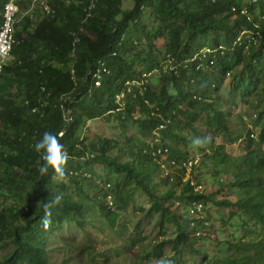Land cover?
Listing matches in <instances>:
<instances>
[{"label":"trees","instance_id":"1","mask_svg":"<svg viewBox=\"0 0 264 264\" xmlns=\"http://www.w3.org/2000/svg\"><path fill=\"white\" fill-rule=\"evenodd\" d=\"M4 1L0 0V11ZM263 2L247 4L255 27L240 13L244 5L242 0H133L128 9H122L121 0H79L77 5H70L71 9L66 13L72 15V30L79 34L74 44V34L68 32L69 24L56 25L59 12L55 8L33 32H27L33 39L42 37L49 52L32 58L31 52H25L31 47V41L28 46L23 42L12 51L17 59L5 63L0 75L3 90L15 86L23 95L18 103L2 90V95L8 98L0 100V192L4 189L14 199L27 198L20 207L16 208L14 204L8 211L0 208V248L12 245L0 264H53L48 262L45 246L51 231L67 220L83 225L84 215L92 207L114 225L118 213L107 204L109 194L103 190L111 183L120 188L130 182L152 199L149 210L157 212L160 223L167 219L175 226L172 240L162 239L146 256H160V250L167 242L171 243L174 252L187 248L201 259H207L206 251L201 248L203 242L198 245L196 240L205 238L199 231L209 226L206 218L199 215L203 203L211 201L229 207L231 224L242 228L243 235L255 239L243 241L239 237L220 241L222 248L212 252L213 257L208 263L264 264V149L254 145L252 131L247 129L244 135L238 133L242 153L237 157L230 156L222 152V145L211 147L205 132L195 125L201 120L214 135L223 131L229 141L235 139L230 138L232 132L227 124L230 111L222 106L221 102L223 99L226 102L227 98L219 93L216 80L220 77H217L216 69L221 75L233 72L229 100L233 101L237 96L244 100L253 94L260 95L261 104L255 117L264 121V12L254 14L255 8ZM90 3L91 8L84 11ZM144 8L149 17L152 13L157 23L153 32L142 23ZM86 11L89 16L82 22ZM81 25L85 30L82 34L77 32ZM243 30L251 32L237 40ZM134 31L143 36L142 46L132 38ZM158 38L163 39L161 60L170 54L177 64L176 72L157 70L149 77L144 91L135 88L134 97L126 95L122 111L108 112L117 106L114 94L127 80L137 79L142 72L159 67L161 60L157 52L149 48ZM203 47L218 49L212 64L206 57L188 60ZM98 59L106 60L110 72L89 94L87 88L92 84L91 73ZM53 61H58L60 66ZM71 64L79 81L68 102L72 121L66 124L58 101L62 94L74 88L69 77ZM84 76L86 82L82 80ZM40 85L44 86L43 91ZM104 114L114 115L123 126L126 124L123 122H132L142 138H137L135 145L129 137L125 146L116 144L119 146L116 155L111 154L116 146L109 139L101 138L87 148L86 135L82 136L83 126L87 120ZM61 130L64 132L58 138L69 161L66 179H59L58 183L53 171L40 174L43 161L33 144L44 131L57 135ZM146 137L150 140H145ZM259 139L264 140V130ZM193 141H199L200 146H195ZM189 147L200 149L201 163L206 165V159H209L215 174L230 172L233 180L220 182L217 190L204 194L189 180L182 182L181 175L173 177L166 173L159 182L168 186L169 181H174L165 192L157 194L159 182L153 180L151 173L159 169L162 160L178 165L176 172L184 173L185 166L181 163L193 159L189 156ZM205 148H211L210 154L202 151ZM89 150L93 156L88 155ZM123 152L128 156L124 161L119 158ZM220 152L222 156L217 161ZM94 163L101 165L98 173L92 167ZM99 173L101 177H97ZM78 179L81 183L88 182L92 188L101 182L100 196L86 193ZM70 183L74 184L79 198L72 197ZM225 183L234 191V200L224 195L218 197L217 193ZM175 186H180L178 194ZM119 191L115 198L125 205L131 196ZM169 197L182 200L183 213L170 210V202L164 204L163 199ZM57 198L59 202L55 203ZM45 205H49L50 216L46 215ZM46 222H49L47 227ZM59 264H66V259Z\"/></svg>","mask_w":264,"mask_h":264},{"label":"rangeland","instance_id":"2","mask_svg":"<svg viewBox=\"0 0 264 264\" xmlns=\"http://www.w3.org/2000/svg\"><path fill=\"white\" fill-rule=\"evenodd\" d=\"M247 2L248 0H242L243 4ZM132 4L133 0H121L122 9H128ZM143 10L144 16L142 18V23H146L149 30H151L150 32H153L157 23L152 13L149 17L145 8ZM262 11L264 12V2L261 6L255 8L254 14L257 15ZM40 14L42 16L43 12L41 11L39 15ZM20 15L21 14H19V16ZM247 32H250V30H244L243 34H247ZM131 36L133 39L137 40V45L142 46L144 40L141 34L134 31ZM149 48L157 52L159 60L162 59L164 53L162 38L154 39L149 45ZM56 66H60V64L58 63ZM215 73L217 77H220L216 80V85L219 86V93L223 95L224 98H227L226 102L224 99L221 102L222 106L224 109L230 111V115L227 116V124L232 132L230 138L235 139H233L232 142L229 141L226 133L223 131L214 135L208 127L204 126L205 124L201 120H198L195 125L199 130L205 132L206 138L210 140L211 147L222 145V152L230 156L237 157L242 153L239 144L241 136L238 133L241 132V134L244 135L247 129H250L253 133L254 145L264 149V140L261 141L259 139L260 132L264 130V121L262 119L257 120L255 117L257 109H259L261 104L260 95L253 94L250 97H244V100H240L237 96L231 101L229 100L230 97H228V91L230 90L232 80L231 74H233V72L231 74L225 73L221 75L216 69ZM154 76L152 77L154 78ZM17 93L18 90L13 92L12 89V94L19 100L18 98H22V96H18ZM13 95L12 97L15 98ZM123 123H126L125 126H123L120 120L115 118L114 115L107 116L104 114L103 116L92 119L83 132V136L86 135L85 143L87 144V148L90 147L89 144L101 138L109 139L114 142L113 144L116 147L111 151L112 155L118 153L119 146L116 144L126 145L127 137H129L131 143L135 145L138 142L137 138H142L137 126L128 121ZM145 140L150 139L146 137ZM183 149L182 147V150ZM187 150L189 151V156L193 159H191L188 167L185 168L184 173L176 172L179 168L178 165L168 164L162 160L159 169L151 173L153 180L159 182V178H163L166 173L172 176L174 175L173 177L181 175L182 182L189 180L194 184L195 189L204 194L212 190H217L220 182L233 180L230 172L215 174L211 169L213 165L209 159H206L208 161L206 165L202 164V152H200V149L195 150L189 147ZM202 151H204L205 154H210L211 148H205ZM222 152L217 156V161L220 160ZM164 157L165 155L162 156V158ZM119 158L124 161L127 160L128 156L123 152ZM81 161L82 159L80 158L79 162ZM192 165L193 167H191ZM92 167L94 171L98 173L101 165L94 163ZM101 176L102 174H97V177ZM78 181L81 183V179H78ZM173 181L174 180H171L169 183L171 184ZM55 182L59 183L58 177L55 179ZM81 184L86 193L90 195L98 194L100 196L102 192H99L102 187L101 182H98V187L95 188H92L88 182H83ZM68 186L69 190L72 191V197L79 198L78 193H75L74 184L70 183ZM168 186L166 183L160 181L156 186V193L161 194L165 192ZM174 189L175 193L178 194L180 186H175ZM117 190H120L119 193L123 195L126 192L130 194L131 199L128 200L125 205H123L121 201L116 200L115 195ZM103 191L109 194L106 196L107 204H111L114 211L118 213L116 223L110 225L96 207H92L85 213L83 225L78 224L74 220H67L61 223L58 229L51 231L45 241L48 262L59 264L66 259V264H161L162 261L170 259L174 261V264H209V260L213 257L212 252L218 247L222 248V243H220V241L237 240L239 237L243 241L255 239L254 237L243 235L244 232L242 228L231 224V221L228 220L230 213L229 207L218 206L208 201L203 203L199 217L202 216L206 218L209 227L206 230L199 231V235L203 234L202 236L205 238L196 240L198 245L203 242V247L201 248L206 251L207 259H201L199 255H195L187 248H181L179 251L174 252L171 243L167 242L161 248V253H159L161 254L160 256L152 254L148 257L146 254L154 250L156 243L162 239L172 240L175 234L174 222L164 219L162 223H160L157 212L149 210L152 199L140 188L136 186L134 188L131 182L120 188H115L111 183L110 186L106 185ZM217 195L218 197L224 195L232 200L235 198L234 191L227 183H225V187L219 191ZM175 197L163 199V202L164 204L170 202L169 208L175 211V213H183L184 207L182 205V200ZM26 200L27 198L25 197L14 199L4 189L0 192V208L2 211H8L14 204L16 208L20 207ZM190 204L191 203H189L188 207ZM199 235H197V237ZM197 237L195 238L197 239ZM192 238L194 237L192 236ZM11 247L12 245L8 244L0 248V263L5 253L11 250ZM154 253H156V251Z\"/></svg>","mask_w":264,"mask_h":264},{"label":"built area","instance_id":"3","mask_svg":"<svg viewBox=\"0 0 264 264\" xmlns=\"http://www.w3.org/2000/svg\"><path fill=\"white\" fill-rule=\"evenodd\" d=\"M258 0H248V2L246 4H244L241 9H240V13L244 14L247 16V18L253 23V25L256 27V22L251 20V14L248 12L247 9V4L248 3H256ZM31 6L33 3H37L39 4L41 11L43 12L42 15H52L54 12V9L50 6L48 0H32L31 1ZM92 6V3H90L86 8H84L85 10L90 9ZM233 10H235V8L233 7ZM18 12H19V5H18V0H5L3 5H2V9L0 11V75L3 69V65L6 63L7 59L10 56L11 50L15 45L21 44L24 41L23 37H17L15 35V25L18 22ZM89 16V11H86L85 13V17L82 20V22H84V20H86V18ZM84 27L83 25H81L78 29L77 32L82 34L84 32ZM244 31V30H243ZM243 31L240 33V36L237 38V40H239L243 34ZM246 31V30H245ZM251 32V31H250ZM250 32H247V34L249 35ZM76 32L74 31L72 33V35L74 34V38H73V44L75 42L78 41L79 39V34H75ZM250 39H252L250 37ZM221 48V47H219ZM217 48H211V47H203L201 48L197 53H195L191 58H189L188 60H194L196 58L200 59V58H209V62L210 64L213 63V58L215 57V54L217 53ZM200 64V63H198ZM176 67L177 64L175 63V61L173 60V58L171 57L170 54H166L164 56V59L161 60L159 67H156L154 69H152L151 71H145L142 72L139 76V78L137 79H133V80H127L122 89L118 92H116L114 94V102L117 104V106L114 109H111L108 112H117V111H122L124 109V99L126 97V95L130 94L132 97H134L136 95V92L134 91L135 88L138 89L139 92H142L146 89L147 83L149 81V77L154 74V72H156L157 70H161V71H166V70H174V72H176ZM69 77L70 79L73 81L72 83L74 84V88L68 92V93H64L60 96V99L58 101V106L61 109L62 113H63V118L66 122V124H70L72 121V114H71V109L68 106V102L71 100L72 97V93L75 91V89L77 88V84H78V76L76 74V70L75 68L72 66H70L69 68ZM110 69L109 66L106 62V60L104 59H98L97 63L95 64V67L93 68V71L91 73V78H92V84L89 85V87L87 88L89 94L91 93V91L97 87H99L101 85V81L103 79L104 76H106L107 74H109ZM90 73V72H89ZM83 82H86V76H84L82 78ZM40 90L43 91L44 90V86L40 85ZM25 103H27V100H24ZM35 108H32V111H34ZM92 119H89L85 122L83 129L85 130L88 126V123L91 121ZM159 127H162V125H160ZM63 130L59 131L57 136H61L63 134ZM253 136V133L251 134ZM83 136V134H82ZM81 136V137H82ZM89 156H93L92 152H87ZM190 161L187 162H182L181 164L183 166H185V168L188 167V165L190 164ZM173 163V162H172ZM198 208H200V205L197 206Z\"/></svg>","mask_w":264,"mask_h":264},{"label":"crops","instance_id":"4","mask_svg":"<svg viewBox=\"0 0 264 264\" xmlns=\"http://www.w3.org/2000/svg\"><path fill=\"white\" fill-rule=\"evenodd\" d=\"M32 0H18V5H19V12H18V22L15 25V35L17 37H23L24 38V43H27V46L29 44V46H31L28 50L26 48L25 52H31V57L35 58V57H39L41 56V54H43V52H49V47L45 44L44 40L42 39V37H35L34 39L31 38V35L29 36L27 34V32H33V29L36 28L40 23L44 22L43 20L47 19L48 15H39V13H41V8L39 6V4L37 3H33L31 6V2ZM79 0H48L50 6L56 10H58L59 14H58V21L56 22V25L59 27L61 24H69L70 27H68V32H70L71 34L74 32L71 26V22L70 19L72 18V15H67V10L71 9L70 5L74 4L77 5ZM19 14H21L19 16ZM31 41V43H30ZM35 41V42H32ZM22 44V43H21ZM21 44L15 45L10 53L9 58L7 59L6 63H12L14 60H16L17 58H14V56L12 55V51L15 47H19V45L21 46ZM53 64H58V61H53ZM60 64V63H59ZM1 78H0V84H1ZM23 86V85H21ZM9 91L6 90V88L3 90L2 87H0V100H2V98H6L7 96H4L2 94L3 91L5 92V94H10L11 95V99L12 101L21 103L22 99H23V95H21V93H17L18 96H22L19 97L17 100L16 96L12 94V89L13 92H16L17 87L13 86V87H8ZM3 90V91H2ZM19 92V90H18ZM12 95L15 98H12ZM3 96V97H2ZM8 98V97H7Z\"/></svg>","mask_w":264,"mask_h":264},{"label":"clouds","instance_id":"5","mask_svg":"<svg viewBox=\"0 0 264 264\" xmlns=\"http://www.w3.org/2000/svg\"><path fill=\"white\" fill-rule=\"evenodd\" d=\"M195 146H200L199 141H193ZM34 150L40 154V158L43 161L39 168L40 174L47 175L49 170L53 171L60 180L66 179V166L69 161V155L65 150L64 145L60 142V138L51 131H44L41 134L39 140H36L33 144ZM55 203L59 202L57 198ZM46 209V215L50 216L49 205L44 206ZM50 222V221H49ZM45 223V227L48 223ZM161 264H174L172 260L162 261Z\"/></svg>","mask_w":264,"mask_h":264}]
</instances>
